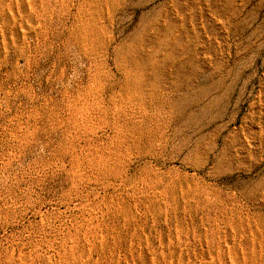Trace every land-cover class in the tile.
I'll return each instance as SVG.
<instances>
[{
	"label": "rangeland",
	"instance_id": "1",
	"mask_svg": "<svg viewBox=\"0 0 264 264\" xmlns=\"http://www.w3.org/2000/svg\"><path fill=\"white\" fill-rule=\"evenodd\" d=\"M93 1L0 0V264H264V0Z\"/></svg>",
	"mask_w": 264,
	"mask_h": 264
},
{
	"label": "bare ground",
	"instance_id": "2",
	"mask_svg": "<svg viewBox=\"0 0 264 264\" xmlns=\"http://www.w3.org/2000/svg\"><path fill=\"white\" fill-rule=\"evenodd\" d=\"M95 1H96V0H95ZM95 1H93V2H95ZM97 1H98V0H97ZM108 1H109V0H108ZM100 2H101V1H100ZM106 2H107V1H106ZM114 2H116V1H114ZM112 3H113V2H112ZM102 5L105 6L106 4H105V5L102 4ZM113 5H114V4H113ZM94 6H96V5L94 4ZM94 6H93V7H94ZM110 6H111V5H109V7H110ZM113 7H114V6H113ZM95 8H96V7H95ZM98 8H99V6H98ZM100 9H101V8H100ZM106 9H107V8H106ZM110 9H111V8H110ZM112 9H113V8H112ZM112 9H111V10H112ZM108 10H109V9H108ZM108 10H107V11H108ZM97 11H98V10H97ZM97 11H96V9L94 10V12H97ZM100 11H101V10H100ZM100 11H98V12H100ZM107 11H106V12H107ZM98 12H97V13H98ZM101 12H102V11H101ZM103 12H104V9H103ZM109 12H110V11H109ZM97 13H96V14H97ZM94 14H95V13H94ZM96 14H95V15H96ZM101 15H102V14H101ZM108 15H110V13H108ZM96 17H97V15H96ZM99 17H100V16H98V18H99ZM101 17L103 18V16H101ZM92 18H94V16H92ZM87 20H88V19H87ZM95 20H96V19H95ZM99 20H100V19H99ZM91 21H92V19H91ZM97 21H98V20H97ZM93 22H94V20H93ZM100 22H101V21H100ZM102 22H103V21H102ZM102 22H101V24L103 25ZM87 23H88V22H87ZM90 23H91V22H89V26H91ZM94 23H95V22H94ZM98 23H99V22H98ZM84 24H86V23H84ZM91 24H92V23H91ZM95 24H96V23H95ZM102 25H99V26H102ZM104 25H105V22H104ZM104 25H103V26H104ZM146 25H147V24H146ZM146 25H145L144 27L142 26V27H143V29H142V31H141L142 34L145 33L147 30H149V29H147L148 27H147ZM93 26H94V25H93ZM99 26H98V27H99ZM85 27H86V25H85ZM95 27H96V25H95L94 27H92V28H95ZM92 28H91V30H92ZM104 28H106V27H104ZM104 28H103V29H104ZM149 28L152 29V30H154V31H151V32H156L157 36H158V34H159V36L161 37V39H160L161 41H160L159 44H160V45L163 44V46H165L166 49H168L169 51H176V50H178V49H180V50L183 49V42H184L183 38H184V37H183V35L180 33V32H182V29H183V26H182V25H179V27H178V26H176L175 24L168 23V24H166V25H164V26H163V25L161 26L157 20H154V22L151 24V26H150ZM96 29H97V27H96ZM82 30H83V29H82ZM84 31H85V30H84ZM98 31H99V29H98ZM98 31H96V32H98ZM101 31H102V30H101ZM139 31H140V30H139ZM92 32H93V30H92ZM92 32H89V34H90V33L93 34ZM100 33H101V32H100ZM147 33H148V32H147ZM147 33H146V34H147ZM85 34H86L85 36H88L87 33H85ZM95 34H96V33H95ZM101 34L103 35V33H101ZM136 35H137V34H136ZM144 35H145V34H144ZM154 35H155V34H154ZM98 36H99V35H98ZM139 36H140V34L138 35V37L135 36L136 39H137V38H140ZM145 36H146V35H145ZM157 36H156V38H157ZM93 37H94V35H93ZM96 37H97V36H96ZM99 37H100V36H99ZM99 37H98L97 39H100ZM102 37H103V36H102ZM153 37H154V36H153ZM160 37H159V38H160ZM88 38L91 39L90 36H89ZM141 38H142V37H141ZM141 38H140V40H142ZM144 38L146 39V37H144ZM90 39H89V40H90ZM92 39H93V38H92ZM94 39H95V38H94ZM134 39H135V38H134ZM138 40H139V39H138ZM151 40H152V39H151ZM92 41H93V40H92ZM97 41H98V40H97ZM134 41H136V43L138 44L137 40H134ZM143 41H144V40H142V42H143ZM149 41H150V40H149ZM157 41H159V40H156V43H157ZM89 42H90V41H89ZM142 42H141V45L143 44ZM146 42H147V41H146ZM146 42H144V43H146ZM150 42L152 43L153 41H150ZM170 42H171V44H170ZM90 43H91V42H90ZM153 44H154V43H153ZM139 45H140V44H138V46H139ZM144 45H145V44H144ZM144 45H142V46H144ZM147 45H149V44H147ZM147 45H146V46H147ZM150 45H151V44H150ZM131 46H132V47H130V48H128V49H131V48L133 49V44H132ZM157 46H158V45H157ZM134 47H136V46H134ZM152 47H153V45H152ZM158 47H159V46H158ZM142 48H143V47H142ZM142 48H141V49H142ZM160 48H161V47H160ZM135 49H136V48H134V50H135ZM137 49H138V47H137ZM147 49H148V48H147ZM157 49H158V48H157ZM162 49H163V48H162ZM166 49H165V50H166ZM134 50H133V51H134ZM142 50H143V49H142ZM144 50H146V49H144ZM135 51L138 52L137 50H135ZM131 52H132V50H131ZM129 53H130V50H129ZM129 53H127V54L129 55ZM134 53H135V52H134ZM134 53H133L132 55H133L134 58H135L136 56L134 55ZM142 53H143V52H142ZM128 55H127V57H128ZM132 55L130 54V56H132ZM130 56H129V57H130ZM133 56H132V57H133ZM138 56H140V55H138ZM140 57H142V56H140ZM146 57H147V56H146ZM136 58H138V57H136ZM129 60H130V59H129ZM135 60H136V59H135ZM135 60H133V61H135ZM138 60H140V59H138ZM148 60H149V59H148ZM141 61H142V60H140V62H141ZM127 62H128V61H127ZM143 62H146V61H142V64H143ZM148 62H149V61H148ZM151 62H152V61H151ZM130 63H131V62H130ZM149 63H150V62H149ZM149 63H146V64L149 65ZM129 65H130V64H129ZM136 65H137V64H136ZM150 65H151V64H150ZM137 66L140 67V65H137ZM144 66H145V64H144ZM144 66H143V67H144ZM155 66H160V65L157 64L156 62H154V63H152V66H150L151 68H149V69H152V67L154 68ZM132 67H133V65H132ZM132 67L130 66V68H132ZM139 67H138V68H139ZM145 67H146V66H145ZM178 68L181 69V67H178ZM136 69H137V68H136ZM132 70H133V69H132ZM142 70L145 71V69H142ZM142 70H141V71H142ZM146 70H147V67H146ZM155 70H156V69H155ZM155 70H153V71H155ZM157 70H159V69L157 68ZM161 70H162V69H161ZM141 71H140V69H139L138 72L140 73ZM143 71H142L141 74L144 73ZM151 71H152V70H151ZM132 72H133V71H132ZM132 72H128V73H132ZM135 72H136V71H135ZM155 72H156V71H155ZM162 72H163V70H162ZM136 73H137V72H136ZM136 73H135V74H136ZM153 73H154V72H153ZM177 73H178V71H177ZM181 73H182V71H181ZM181 73H180V74H181ZM141 74H140V77L142 76ZM146 74H147V73H146ZM146 74H145V75H146ZM150 74H151V73H150ZM161 74H163V73H160V75H161ZM164 74H165V73H164ZM178 74H179V73H178ZM180 74H179V75H180ZM143 75H144V74H143ZM145 75H144V76H145ZM148 75H149V74H148ZM133 76H134V75H133ZM133 76H132V77H133ZM137 76H138V74H137ZM182 76H183V75L181 74V77H182ZM140 77H137V78H139V80H140L139 82H137V81L135 82L134 79L132 78V79H133L132 83L135 82L134 85H135V87H136L138 93H143V95H146V94L148 95V94H149V95H152V96H153V95H159V93H160L159 91L163 90V89H162V88H163V85H162V84H156V83H155L154 85H150V84H148V80L150 79L151 76H149V79H148V80L146 79V77H145V78H141V79H140ZM154 77H155V75H154ZM157 77H158V76H157ZM162 77H164V76L162 75ZM162 77H161V78H162ZM164 78H165V77H164ZM129 79H130V78H129ZM154 79H155V78H154ZM157 79H159V77H158ZM127 80H128V79H127ZM163 80H164V79H163ZM163 80H162V81H163ZM162 81H161V83H162ZM124 82H125V81H124ZM129 82H130V81H129ZM154 82H157V81H154ZM158 82H159V81H158ZM179 83H180V82H179ZM126 84H127V82H126ZM132 85H133V84H132ZM177 85H178V84H177ZM121 86H122V84H121ZM124 86H126V85L124 84ZM127 86H129V85H127ZM180 86H181V84H180ZM122 87H123V86H122ZM122 87H121L120 89H122ZM126 88H127V87H125V89H126ZM131 88H134V87H131ZM166 88H167V87H166ZM174 88H175V86H174ZM127 89H128V88H127ZM129 89H130V88H129ZM134 90H135V89H134ZM164 90H165V89H164ZM167 90H168V89H167ZM170 90H171V89H170ZM122 91H124V90H122ZM127 91H128V90H127ZM165 91H166V90H165ZM179 91H180V90H179ZM124 92H126V91H124ZM129 92H130V91H128V94H127V93H126V94L129 95ZM132 92H133V91H132ZM134 92H135V91H134ZM134 92H133V93H134ZM170 92H171V91H170ZM177 92H178V91H177ZM172 93H173V92H172ZM204 93H205V92H204ZM204 93H203V94H204ZM116 94H117V93H116ZM122 94H124V93H122ZM135 94H136V93H135ZM164 94H165V93H164ZM124 95H125V94H124ZM147 95H146V96H147ZM160 95H161V94H160ZM187 95H188V94H187ZM122 96H123V95H122ZM125 96H126V95H125ZM140 96H141V95L139 94V96L137 97V94H136V99L139 98ZM146 96H145V98H143L142 100H145V99H146ZM170 96H171V95H170ZM185 96H186V95H185ZM126 97H127V96H126ZM126 97H125V98H126ZM128 97H129V96H128ZM131 97H132V96H131ZM131 97H130V98H131ZM149 97H150V96H149ZM158 97H160V96H157V98H158ZM163 97H164V95H163ZM163 97H161V98H163ZM168 97H169V96H168ZM173 97L175 98V96H173ZM189 97H190V96H189ZM125 98H123V99H125ZM134 98H135V97H134ZM141 98H142V97H141ZM153 98H154V96H153ZM157 98L155 97L156 101H157ZM164 98H165V97H164ZM128 99H129V98H128ZM155 99H154V100H155ZM168 99L171 100V97H169ZM183 99H185V98H182V100H183ZM190 99H191V98H190ZM201 99H202V97H201ZM129 100H131V99H129ZM134 100H135V99H134ZM134 100H133V101H134ZM138 100H139V99H138ZM138 100H137V101H138ZM161 100H162V99H161ZM166 100H167V99H166ZM178 100H179V98H178ZM191 100H192V99H191ZM127 101H128V100H127ZM148 101H149V100H148ZM150 101H151V100H150ZM156 101H155V103H156ZM158 101H159V100H158ZM158 101H157V102H158ZM164 101H165V100H164ZM167 101H168V100H167ZM174 101H177V100H174ZM180 101H181V100H180ZM188 101H189V100H188ZM188 101H187V102H188ZM141 102H142V101H141ZM141 102H140V103H141ZM145 102H146V101H145ZM170 102H172V101H170ZM191 102H192V101H191ZM191 102H190V103H191ZM136 103H137V102H136ZM140 103H139V104H140ZM150 103H151V102H150ZM150 103H149V104H150ZM153 103H154V102H153ZM153 103H152V104H153ZM164 103H167V102H164ZM168 103H169V102H168ZM190 103H189V104H190ZM145 104H146V103H145ZM157 104H159V103H157ZM192 104H194V103H192ZM192 104H190V106H191ZM142 105H143V104H141L140 106H142ZM147 105H148V104H147ZM164 105H165V104H164ZM170 105H171V104H170ZM145 106H146V105H145ZM145 106H143V107H145ZM156 106H159V105H156V104H155V108H156ZM160 106H162V105H160ZM171 106H172L171 109H172V111H173V114L177 115V117H179V116L181 117V116H182V113H183V111H182V110H183V107H185L184 104L179 103V102H173ZM143 107H142V108H143ZM164 107H165V106H164ZM157 108H158V107H157ZM168 108H169V107H168ZM145 109H146V108H145ZM164 109H165V108H164ZM188 109H189V108H188ZM185 110L187 111V107H186ZM165 111H166V110H165ZM169 111H170V110H169ZM186 111H185V112H186ZM168 113H169V112H168ZM170 113H172V112L170 111ZM192 114H193V113H192ZM191 116H192V115H191ZM192 117H193V116H192ZM182 118H183V117H182ZM173 119H175V118H173ZM177 119H178V118H177ZM179 119H180V118H179ZM184 119H185V118H184ZM189 119H190V118H189ZM191 120H192V119H191ZM193 120H194V118H193ZM177 121H179V120H177ZM189 121H190V120H189ZM180 122H181V121H180ZM182 124H183V123H182ZM188 124H189V123H188ZM188 124L185 123L184 125H188ZM190 125H191V124H190Z\"/></svg>",
	"mask_w": 264,
	"mask_h": 264
}]
</instances>
